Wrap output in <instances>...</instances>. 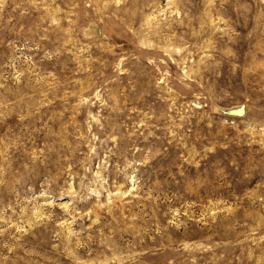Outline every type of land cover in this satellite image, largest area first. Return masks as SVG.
Masks as SVG:
<instances>
[{
    "label": "rangeland",
    "instance_id": "1",
    "mask_svg": "<svg viewBox=\"0 0 264 264\" xmlns=\"http://www.w3.org/2000/svg\"><path fill=\"white\" fill-rule=\"evenodd\" d=\"M0 264H264V0H0Z\"/></svg>",
    "mask_w": 264,
    "mask_h": 264
}]
</instances>
